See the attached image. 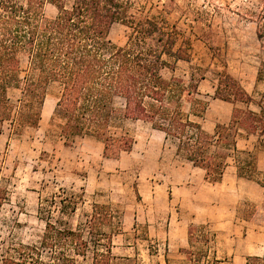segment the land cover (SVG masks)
<instances>
[{
    "label": "trees",
    "instance_id": "1",
    "mask_svg": "<svg viewBox=\"0 0 264 264\" xmlns=\"http://www.w3.org/2000/svg\"><path fill=\"white\" fill-rule=\"evenodd\" d=\"M47 4L57 8L55 16L46 14ZM132 6L131 0H72L70 6L66 0H0V135L7 124L10 135L37 128L48 87L56 82L61 91L48 140L73 145L92 138L103 144L106 157L120 159L136 142L129 123L145 121L175 145L176 156L203 170L209 183L221 182L235 163L240 177L264 187L256 158L242 160L239 146L247 135L264 136V101L223 70L213 84L214 97L233 110L229 122L207 131L200 119L209 103L199 97L205 75L192 71L188 81L176 76L178 61H190L188 50L177 46L179 33L165 19L131 12ZM117 23L129 29L124 45L109 37ZM80 199L63 190L41 203V239L11 247L1 264H76L89 252L92 264H112L113 234L104 229L118 218L112 205L93 203L76 226L62 217L52 220V208L75 212ZM193 237L190 229V244ZM248 257L247 264H263L262 256ZM219 262L215 256L212 263Z\"/></svg>",
    "mask_w": 264,
    "mask_h": 264
},
{
    "label": "rangeland",
    "instance_id": "2",
    "mask_svg": "<svg viewBox=\"0 0 264 264\" xmlns=\"http://www.w3.org/2000/svg\"><path fill=\"white\" fill-rule=\"evenodd\" d=\"M71 2L66 0V5ZM131 2V12L165 19L177 30V46L188 50L190 61H178L174 73L187 81L192 71L196 77L204 74L200 98L211 101L208 95L214 92L218 74L227 70L241 80L257 101H264V0ZM56 13L57 8L47 4L46 14L53 17ZM128 34L129 29L117 23L109 37L117 45H124ZM165 74L170 76L171 71L166 70ZM60 91L58 83L49 85L37 128L10 135L7 124L0 135V264L11 247L41 239L45 220L40 204L63 190L74 192L81 199L75 212L61 213L52 208L53 221L62 217L76 226L87 219L95 202L110 204L119 211L114 226L104 228L113 234L112 264H213L216 248L221 247L224 238L210 224L229 217L236 199L241 216L252 217L258 210L234 190H223L226 195H221V188L206 183L203 170L176 156L175 145L148 122L129 123L136 142L133 150L120 159L106 157L103 144L92 138L73 145L48 140L46 130ZM251 108L259 110L256 105ZM226 111L225 106L215 104L200 121L207 131L213 132L217 121L229 120ZM255 143L264 148V136L258 133L240 140L242 160H257L256 152L249 149ZM235 167L232 163L227 172ZM172 185L174 190L169 189ZM195 213L199 217L193 220ZM170 215L189 223L194 233L193 242L177 257H167L174 252H169L165 244L164 227ZM158 225L162 228L160 233L156 230ZM198 257L199 263L195 260ZM92 258L89 252L79 257L76 264H92Z\"/></svg>",
    "mask_w": 264,
    "mask_h": 264
},
{
    "label": "crops",
    "instance_id": "3",
    "mask_svg": "<svg viewBox=\"0 0 264 264\" xmlns=\"http://www.w3.org/2000/svg\"><path fill=\"white\" fill-rule=\"evenodd\" d=\"M208 97L211 98L207 110L208 113L216 104L218 106H225L227 109L226 114L228 117H231L233 110L231 103L215 98L214 92L208 95ZM229 120L223 123H227ZM249 149L256 152L258 168L264 171V148L258 147L257 143H255L249 146ZM228 168L221 182L211 184L205 178L204 181L213 187L221 188V195H226L223 190L231 192L234 190L238 197L251 201L256 205L255 209L257 210L258 208V210L255 211L256 213L254 212L252 217H243L240 215L239 199H236L234 203L232 201V205L230 206L229 217L224 218L222 221L212 220L214 222L210 225L214 226V229L218 230L224 238L221 242V247L216 248V258L220 260L219 264H247L248 256H262L264 264V187L254 180L240 177L236 167L230 173L227 172ZM170 188L174 190V185L170 186ZM230 195L233 196V194ZM188 200L192 201L193 199L188 198ZM198 217V214L195 213L193 220H196ZM168 219L169 222L164 227L166 233L165 244L169 252L172 250L174 252L172 255H167V257H177V253L181 254L182 249L190 246V224H185L181 220H174L172 215ZM161 229V225L156 226L158 233H160Z\"/></svg>",
    "mask_w": 264,
    "mask_h": 264
}]
</instances>
